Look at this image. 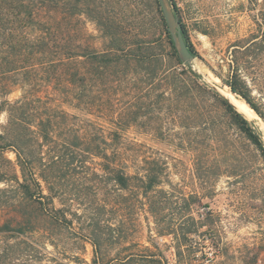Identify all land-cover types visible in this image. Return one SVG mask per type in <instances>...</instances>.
I'll list each match as a JSON object with an SVG mask.
<instances>
[{"label": "rangeland", "instance_id": "1", "mask_svg": "<svg viewBox=\"0 0 264 264\" xmlns=\"http://www.w3.org/2000/svg\"><path fill=\"white\" fill-rule=\"evenodd\" d=\"M76 1L54 2L56 22L71 52L109 51L110 37L94 20L93 10L99 9L116 23V32L131 50L147 41L160 58V68L169 64L174 51L158 0H81L85 13L74 14ZM262 2L171 1L199 54L192 67L175 59L172 67L198 75V83L225 98L214 87L225 86L220 76L227 78L236 61L253 97L264 99V61L257 54L245 57L240 43L257 29ZM72 56L78 60L75 53ZM80 60L82 86L63 80L54 84L53 70L41 66L0 80V103L31 100L45 121L53 140L39 139L36 156L47 166L43 176L53 182L55 207L65 209L73 221L72 227L48 221L38 205L39 221L20 231L24 206L18 180L13 165L0 157L1 171L7 173L0 183V264H94L95 249L86 226L99 218L128 235L120 244L103 247L108 264H264V160L213 93L203 98L194 93L184 100L174 95V87L159 82L147 86L141 68L131 67L125 77L127 67L119 65L106 78L92 60ZM255 115L243 116L264 141V120ZM7 119L2 113L0 124L5 126ZM89 147L105 148L110 159L84 154L74 160V150L83 153ZM4 158L17 162L13 150ZM109 166L131 175L161 174L158 188L171 196L167 212L176 224L189 227L192 222L176 216L187 210L181 197L189 198L192 215L201 223L199 233L181 240L160 237L139 193L118 187L104 172ZM17 176L23 182L18 167ZM42 185L49 195L48 184Z\"/></svg>", "mask_w": 264, "mask_h": 264}, {"label": "trees", "instance_id": "2", "mask_svg": "<svg viewBox=\"0 0 264 264\" xmlns=\"http://www.w3.org/2000/svg\"><path fill=\"white\" fill-rule=\"evenodd\" d=\"M171 1L173 2V0ZM54 2L55 0H0V80L8 74H16L22 71H30L31 73V70H36L38 66H41L45 70H49V72L53 70L55 76L54 84H60L59 82L63 80L67 85L69 83L70 85L82 86L85 82V75L81 73L83 62L80 58H84L92 60L98 67L99 75H103L102 77L106 78H109L108 76H111L115 68L120 67L119 65L127 67V72H123L125 77L128 76L129 71H132L131 67L141 68L143 74H145L144 82L147 86H153V84L159 82L162 86L171 87L172 89L174 87V95L176 94L184 100L191 99L194 93H196V97H201L204 93H213L212 90L204 88L196 81L199 78L198 75L186 70L178 73L172 67L171 60L175 59L179 64H183V62L178 56V51L169 30L167 32L169 43L174 51L173 58H169V64L160 68V58L153 53L149 42L142 40L140 49L131 50L129 43L121 40V35L116 32V23L104 18L99 9V11L93 10L97 15L94 20L102 32L110 37L109 51L103 54L92 51L88 55L82 52H71L66 46V35L62 34L64 30L56 22L57 12L54 8ZM82 5L83 2L81 0L76 1L73 6L74 14L85 13ZM60 13L64 12L60 11ZM261 15L262 18L256 20L257 29L255 32L240 43L245 45L243 47L245 57L257 54V59L264 61V0L262 2ZM182 27L190 52L195 57H199L183 24ZM73 53L77 56V61L74 60ZM234 62L236 66L232 68L233 70L230 71L227 78L220 76V79H222L225 86L229 87L234 94L240 96L264 120V99L256 100L253 97L252 89L244 79L240 66L237 65L236 61ZM189 80L192 83H189ZM110 81L111 83L113 82V80ZM214 93L213 99L221 103L225 110L231 114L234 124L246 139L259 150L264 160V141L261 136L232 104L218 93ZM165 100L170 101V99ZM34 103L27 99L14 103L5 100L0 103V115L6 113L8 117L5 126L0 124V157L5 159L6 164L13 165L15 177L18 180L21 204L24 206V211L22 212L23 220L19 229L23 233L28 226H33L39 221L40 217L37 218L35 215L38 212V205L39 209H43L48 221L59 223L65 227H72L73 225V221L69 219L67 211L63 208L58 209L55 207L53 182H50L47 176H43L44 167L47 168V166L43 164L42 159H38L36 156L35 146L38 145L39 139L43 141L53 139L51 133L47 132L45 121L40 120ZM36 121L39 122L37 126H34ZM51 122H53L51 119L47 121L49 125ZM102 140L104 142V139ZM73 146L76 149V145L74 144ZM79 146L80 144L77 145V147ZM9 150L15 152L16 164L4 158V155ZM84 154L97 155L105 161L110 159L107 150L102 147H89L83 153L76 150L71 153L74 160L84 158ZM17 167L22 175L23 182L19 181ZM1 169L0 183L5 181L7 176V173L1 171ZM104 172L106 175L112 176L113 181L122 190L136 189L139 193L138 198L145 202L144 205L148 207V211L154 220L157 234L160 237L172 236L181 240L199 233L201 223L199 222V224L192 215L193 209L189 198L181 197L184 202L188 203L187 210L185 213L176 215H183L182 219L184 221L192 222L189 227H187L188 223L176 224L178 220L172 218V215L167 212V204L171 196L158 188L162 183L161 174H154L153 176L148 174L145 176L131 175L123 169H112L110 166L105 168ZM43 181L48 184L49 195L45 194L42 185ZM134 182H137L136 186L133 185ZM45 200L46 203L43 202ZM100 210L106 212V207H101ZM86 227L95 249L94 264H108L107 253L103 248L105 245L120 244L128 239L127 233L109 220L101 222L99 218L97 221L94 220L92 224L89 222Z\"/></svg>", "mask_w": 264, "mask_h": 264}, {"label": "water", "instance_id": "3", "mask_svg": "<svg viewBox=\"0 0 264 264\" xmlns=\"http://www.w3.org/2000/svg\"><path fill=\"white\" fill-rule=\"evenodd\" d=\"M158 1L160 4L162 13H163L165 22L167 24L168 30L173 39L175 47L178 51L179 57L181 61L183 62V65L185 67H192L193 63L196 60V57L189 50L188 44L186 43V40L184 38L182 23L178 19L171 1L170 0H158ZM214 90L220 92V89H218L217 87H214ZM224 97L230 104H232L226 96Z\"/></svg>", "mask_w": 264, "mask_h": 264}, {"label": "bare ground", "instance_id": "4", "mask_svg": "<svg viewBox=\"0 0 264 264\" xmlns=\"http://www.w3.org/2000/svg\"><path fill=\"white\" fill-rule=\"evenodd\" d=\"M219 83H216V84H219ZM220 92L224 96H226L230 100V102L236 107V109L239 112L243 113V115H245L248 119H252V118H254L256 116L254 111L247 105V103L244 100H242L239 96L234 94L230 90L229 87H226V86L220 87Z\"/></svg>", "mask_w": 264, "mask_h": 264}]
</instances>
